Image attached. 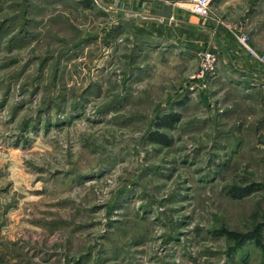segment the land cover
I'll use <instances>...</instances> for the list:
<instances>
[{"label": "rangeland", "instance_id": "1", "mask_svg": "<svg viewBox=\"0 0 264 264\" xmlns=\"http://www.w3.org/2000/svg\"><path fill=\"white\" fill-rule=\"evenodd\" d=\"M129 9L0 0V264H264L263 68Z\"/></svg>", "mask_w": 264, "mask_h": 264}, {"label": "crops", "instance_id": "2", "mask_svg": "<svg viewBox=\"0 0 264 264\" xmlns=\"http://www.w3.org/2000/svg\"><path fill=\"white\" fill-rule=\"evenodd\" d=\"M131 10L133 23L140 27L141 36L166 39L188 47H210L226 52L230 65L243 72L256 64L239 46L235 35L229 29L231 18L225 16L228 8H236L245 0H210L207 16H197L190 9L191 0H110ZM264 0H249L250 10L244 28L251 44L264 50V12L259 7ZM258 14V15H257ZM261 15V17H260ZM133 18V19H134Z\"/></svg>", "mask_w": 264, "mask_h": 264}, {"label": "built area", "instance_id": "3", "mask_svg": "<svg viewBox=\"0 0 264 264\" xmlns=\"http://www.w3.org/2000/svg\"><path fill=\"white\" fill-rule=\"evenodd\" d=\"M190 9L199 16H207L210 10V0H191ZM229 29L235 35L239 46L244 50L245 54L264 70V50L256 49L251 44L243 23L237 22L231 24L229 25ZM201 53V61L196 76L204 80L216 67L217 53L209 48H204Z\"/></svg>", "mask_w": 264, "mask_h": 264}, {"label": "trees", "instance_id": "4", "mask_svg": "<svg viewBox=\"0 0 264 264\" xmlns=\"http://www.w3.org/2000/svg\"><path fill=\"white\" fill-rule=\"evenodd\" d=\"M160 136L163 139L165 138L164 135H160ZM249 187L250 186H247V187H241V186L235 187L234 188V191H237V192H240V193H243L244 194V193L249 192L252 189L251 187L250 188ZM233 194H236V192L233 193ZM254 230H257V228L254 229ZM220 233L226 235L228 238L234 240L238 244L243 243L248 238H256L257 237V231H253V232L250 231V232H246V233H241V232H236V231L228 230L226 228H221L220 229Z\"/></svg>", "mask_w": 264, "mask_h": 264}]
</instances>
